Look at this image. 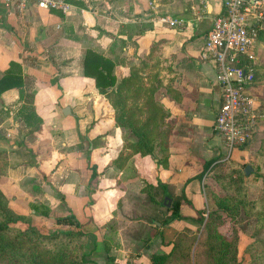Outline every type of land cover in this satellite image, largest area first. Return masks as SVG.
Listing matches in <instances>:
<instances>
[{"label":"crops","instance_id":"1","mask_svg":"<svg viewBox=\"0 0 264 264\" xmlns=\"http://www.w3.org/2000/svg\"><path fill=\"white\" fill-rule=\"evenodd\" d=\"M63 1L67 12L32 5L20 13L0 0V79L11 63L20 66L22 76L20 86L0 94V187L9 206L26 215L21 225L66 231L71 226L57 224L56 218L73 215L87 237L88 264H105L108 251L116 264H132L137 242L126 239L121 223L139 221L126 218L130 212L152 218L159 213L157 204L146 202L143 182L163 183L175 193L185 190L190 204L182 205L181 213L196 217L197 210L208 207L204 182L211 180V169L221 161L243 164L254 157L264 118L251 141L226 160L224 143L214 133L221 87L215 65L202 58V51L229 0ZM164 17L181 19L183 25L171 27ZM115 39L124 43L120 64L108 55ZM87 49L110 58L117 79L141 62L145 80L157 75L156 98L167 111L166 166L126 148L127 133L116 125L111 100L84 75ZM254 54L251 92L264 114V25ZM31 95L34 114L25 109ZM127 156L125 163H115ZM203 173L202 180L196 177ZM183 223L160 228L162 235L146 251H166Z\"/></svg>","mask_w":264,"mask_h":264},{"label":"trees","instance_id":"2","mask_svg":"<svg viewBox=\"0 0 264 264\" xmlns=\"http://www.w3.org/2000/svg\"><path fill=\"white\" fill-rule=\"evenodd\" d=\"M124 43L120 39H115L110 48L109 54L115 56L116 64L124 62L121 58ZM110 56V57H111ZM144 64L133 63L130 67V73L127 77L117 79L113 74L115 67L114 62L97 52L90 49L85 51L83 68L84 75L95 80L96 87L101 94L106 95L112 102L115 111V121L118 127L126 130V148L131 155L139 154L141 156H151L157 160L160 165H167V153L165 151L166 143L164 139L168 136V130L164 129L167 111L156 98V94L161 88V81L154 76L147 83L144 77L140 75L143 71ZM256 77V75H255ZM256 79V78H255ZM22 76L21 68L16 63H11L10 68L0 79V94L16 85H21ZM33 95L27 101L25 109L34 114L32 106ZM29 118L26 117V120ZM128 156L118 159L115 163L122 161L125 163ZM123 163L122 166H123ZM209 163L205 172L210 169ZM227 161H221L211 169L212 176L223 182L221 171L228 170ZM246 167V166H245ZM2 172H0L1 174ZM202 180L204 173L196 176ZM221 184V182H219ZM146 194L150 201L158 206H163V200L166 197L172 199V204L168 208L169 218L166 220H157L159 228L166 227L169 224L186 220L181 213V206L190 204L186 198L185 190L176 198L168 191L165 184L160 183L158 187L151 185L146 186ZM159 195L161 200L154 198ZM232 204H219L216 210L209 213L208 218H204L205 209L197 210V217L191 218L197 226H204L208 231L222 222V216H235L242 209L243 212L255 214V224H264V196L259 201L246 200L233 195L230 199ZM240 207V209H239ZM23 221V217L17 215L7 206L5 195L0 189V264H76L69 263L66 254L75 242L85 238V233L81 230V225L73 216L56 218L59 225L73 226L74 229L66 233H52L45 235L35 227H28L20 230L14 227V224ZM162 235V232L160 231ZM213 243L211 244L210 253L212 256L223 257L228 251L232 254L227 256V260L236 263V243L237 238L228 240L218 234H211ZM182 239V240H181ZM196 236H187L182 233L176 235L171 241L174 247L168 254H153L150 258L151 264H180L178 262L190 261L192 259L193 244ZM33 243L40 246L38 251L28 250L29 244ZM189 248V250H188ZM197 256V255H196ZM181 259V260H180Z\"/></svg>","mask_w":264,"mask_h":264},{"label":"rangeland","instance_id":"3","mask_svg":"<svg viewBox=\"0 0 264 264\" xmlns=\"http://www.w3.org/2000/svg\"><path fill=\"white\" fill-rule=\"evenodd\" d=\"M145 80V79H144ZM146 83H149L150 80H145ZM261 132V133H260ZM259 133L262 134V138L259 141L258 147L254 150V157L248 159L247 162L241 163H231L227 162L228 170H224L220 172V176L223 180L220 181L215 177L211 176V180L209 182H204V187L208 194V207L205 209L204 218L207 219L208 215L211 211L216 210L219 204H232L230 200L233 195L238 196L239 198H246V200L259 201L264 196V124L262 125V129ZM245 144L244 146H246ZM229 161V160H228ZM246 165H250L252 167V171L248 176L244 174V169ZM2 167L0 166V172L2 171ZM221 182V184L219 183ZM148 182H143L142 193L144 198L147 197L146 194V186H148ZM152 186V185H151ZM1 191L6 197L7 206L15 212L17 215L23 217V221H19L14 224V227L20 230H25L28 227H35L41 233L45 235H49L52 233H66L72 229L66 231H51L50 229H42L37 225H29L23 226L22 222L27 220L26 215L16 212L9 206V200L7 193L1 188ZM173 197H177L181 194L175 193L174 190L169 191ZM148 198V197H147ZM145 199L146 202L149 199ZM154 198H159L157 200H161L159 195H155ZM170 199V198H169ZM171 204H172V199ZM150 202V200H149ZM164 203V200H163ZM158 206V205H157ZM171 206V205H170ZM168 207L166 204L159 207V213L154 218L149 217L146 213L144 215H135V212L128 213V218L132 221L136 216H138V222H129L125 221L121 223L123 233L126 236L128 241H136L137 247L136 252L133 254L131 260L128 262H132L134 264L137 259V264H151L150 258L153 254H168L172 251L173 245L164 251L163 253L156 252H148L146 251L149 248V244L152 243V239L160 237V226L157 224V220H166L169 218ZM240 209V207H239ZM126 211H131L130 206L126 209ZM135 216V217H134ZM197 217V216H196ZM194 217V218H196ZM188 218V217H184ZM143 219L144 221H149L148 223H143L140 221ZM191 219V218H189ZM186 219L184 220V227H180L178 233L176 235H181L182 233L187 236H196V241L192 246V259L190 261H180V264H235V262L227 260V256L232 253L228 251L226 255L223 257L220 256H212L210 253L211 244L213 243L212 238H210L211 234H218L222 238H227L228 240H233L235 237L237 238L236 243V263L237 264H264V224L256 226L255 224V214L243 212L242 209L235 216H228V214H224L222 216V222L214 227V229H209L208 231L204 230V226H197L192 220ZM155 220L157 221L155 223ZM191 226L190 228L188 226ZM182 240V239H181ZM71 246L66 254V257L69 263L76 262V264H88L87 262V254L85 253L87 246V237L85 234V238L81 241L75 242ZM40 246L36 244L30 243L28 250L30 251H38ZM189 250V248H188ZM146 251L147 253H141ZM197 255V256H196ZM148 262H145L147 261ZM181 260V259H180ZM105 264H116V256L110 254L108 251L105 254L104 259Z\"/></svg>","mask_w":264,"mask_h":264},{"label":"built area","instance_id":"4","mask_svg":"<svg viewBox=\"0 0 264 264\" xmlns=\"http://www.w3.org/2000/svg\"><path fill=\"white\" fill-rule=\"evenodd\" d=\"M20 13L34 5L40 9L68 10L63 0H3ZM171 27L183 20L164 17ZM264 25V0H229L224 12L217 16L207 33L202 58L215 65L221 87L222 104L216 114L214 133L226 148V160L232 152L251 141L264 114L251 92L255 85V46Z\"/></svg>","mask_w":264,"mask_h":264},{"label":"water","instance_id":"5","mask_svg":"<svg viewBox=\"0 0 264 264\" xmlns=\"http://www.w3.org/2000/svg\"><path fill=\"white\" fill-rule=\"evenodd\" d=\"M251 171H252V167L250 165H246L244 169V174L248 176ZM164 204H166L169 207L171 205V200L168 197H166L164 200Z\"/></svg>","mask_w":264,"mask_h":264}]
</instances>
